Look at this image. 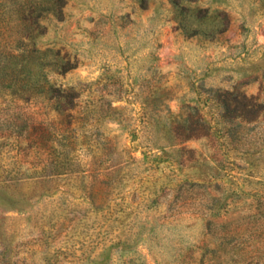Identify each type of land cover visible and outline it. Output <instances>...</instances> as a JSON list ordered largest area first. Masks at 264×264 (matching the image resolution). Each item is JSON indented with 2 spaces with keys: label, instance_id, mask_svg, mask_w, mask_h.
<instances>
[{
  "label": "rangeland",
  "instance_id": "374dc122",
  "mask_svg": "<svg viewBox=\"0 0 264 264\" xmlns=\"http://www.w3.org/2000/svg\"><path fill=\"white\" fill-rule=\"evenodd\" d=\"M0 264H264V0H0Z\"/></svg>",
  "mask_w": 264,
  "mask_h": 264
},
{
  "label": "trees",
  "instance_id": "16d2710c",
  "mask_svg": "<svg viewBox=\"0 0 264 264\" xmlns=\"http://www.w3.org/2000/svg\"><path fill=\"white\" fill-rule=\"evenodd\" d=\"M192 130H190V132H191Z\"/></svg>",
  "mask_w": 264,
  "mask_h": 264
}]
</instances>
